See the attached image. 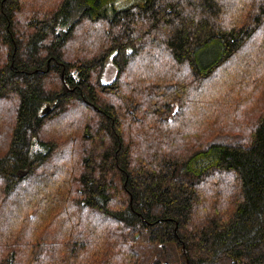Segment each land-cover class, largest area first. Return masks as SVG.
<instances>
[{"label":"trees","instance_id":"1","mask_svg":"<svg viewBox=\"0 0 264 264\" xmlns=\"http://www.w3.org/2000/svg\"><path fill=\"white\" fill-rule=\"evenodd\" d=\"M0 264H264V0H0Z\"/></svg>","mask_w":264,"mask_h":264},{"label":"rangeland","instance_id":"2","mask_svg":"<svg viewBox=\"0 0 264 264\" xmlns=\"http://www.w3.org/2000/svg\"><path fill=\"white\" fill-rule=\"evenodd\" d=\"M214 50H215V47H210L207 50H205V52H207L209 54L208 56H210L211 52H213ZM114 74H115V68L112 62L107 61L106 66H105V71H104V79L111 80L114 77Z\"/></svg>","mask_w":264,"mask_h":264},{"label":"water","instance_id":"3","mask_svg":"<svg viewBox=\"0 0 264 264\" xmlns=\"http://www.w3.org/2000/svg\"><path fill=\"white\" fill-rule=\"evenodd\" d=\"M48 109V108H47Z\"/></svg>","mask_w":264,"mask_h":264}]
</instances>
